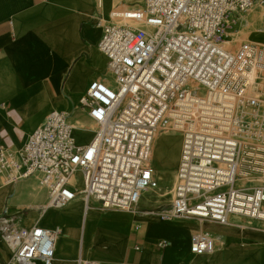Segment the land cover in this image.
Masks as SVG:
<instances>
[{
    "label": "built area",
    "instance_id": "built-area-1",
    "mask_svg": "<svg viewBox=\"0 0 264 264\" xmlns=\"http://www.w3.org/2000/svg\"><path fill=\"white\" fill-rule=\"evenodd\" d=\"M257 3L264 0H143L131 13L116 12L115 19L128 15L133 24L103 26L98 49L115 84L96 79L82 99L94 124L90 142L77 143L69 113L51 111L20 150L0 145V185L39 176L48 192L44 211L76 199L71 180L80 172L79 194L87 202L128 211L154 182L157 136L171 128L184 105L193 104L204 128L186 130L174 200L162 213L220 224L232 216L264 221V187L237 185L244 170L264 172V145L243 138L264 133V99L250 95L254 77L264 72V47H232L224 36L228 18ZM196 85L220 108L211 120L194 108ZM4 233L15 248L12 263L54 264L56 231L35 223L7 225ZM215 251L209 235L192 237L190 253ZM78 264L101 262L80 258Z\"/></svg>",
    "mask_w": 264,
    "mask_h": 264
},
{
    "label": "crops",
    "instance_id": "crops-1",
    "mask_svg": "<svg viewBox=\"0 0 264 264\" xmlns=\"http://www.w3.org/2000/svg\"><path fill=\"white\" fill-rule=\"evenodd\" d=\"M105 19L100 0H0V145L23 147L55 108L84 118L82 99L91 82L115 84L104 75L106 64L97 55ZM27 91L31 95L17 103ZM10 187L0 185L1 264H15L11 262L15 248L5 240V227L34 223L66 237L56 248L55 264H78L85 257L104 264L242 262V257L225 254L205 260H192L178 250L172 254L145 235L143 225L150 218L143 205L135 206L131 214L115 211L111 218L93 212L85 226L81 196L64 208L42 211L47 193L37 178L12 186L8 193ZM111 242L118 246L116 256H111Z\"/></svg>",
    "mask_w": 264,
    "mask_h": 264
},
{
    "label": "bare ground",
    "instance_id": "bare-ground-1",
    "mask_svg": "<svg viewBox=\"0 0 264 264\" xmlns=\"http://www.w3.org/2000/svg\"><path fill=\"white\" fill-rule=\"evenodd\" d=\"M100 3L105 8L106 18L112 17L115 19L116 12H114V9L119 5L127 6L130 3H134V0H100ZM125 14H129V13H125ZM229 18L230 19L227 20V22L228 24H230L229 26L232 29L241 26V28H238L240 32V34L238 35L239 37H232V35L231 36L226 35L227 36L226 39L228 40L227 42L230 46L235 47L234 44L238 43L241 40L264 47V11H260L257 8L252 9L250 15L243 18L240 21V23H238L239 25L234 24L233 16H230ZM121 20L125 22V25H130L129 21L131 22V20L128 19V15H124V17ZM241 44L237 45V47L240 46ZM97 55L101 63L106 64V58L103 54H101L99 49L97 50ZM107 73L108 72L106 70L105 74ZM257 78H259V76L256 75L254 77V80ZM256 81L257 80H255V82ZM108 83L111 84L110 82ZM256 86H254V88H256ZM194 90L195 93L198 95L197 96L198 99L194 101L195 102L194 105L196 104L198 106L194 108H196V110L201 109L202 112L204 113V116L207 117L206 120H211L213 115L218 113L220 109L219 106L206 100V96H204L205 93L202 87L196 85L194 86ZM28 94L31 95L30 91L20 94L23 95V98L20 99V101H17V103H21L22 100L26 99ZM192 106L193 104L184 105L183 112L181 111V113H178V116L175 117L171 128L163 131L157 136V141L151 158V165L155 170L154 182L152 186L146 191V193L144 194V196L137 205H143L148 207L154 199H162L169 195L170 186L172 182L174 184V181H176V176H177L176 174L180 163L184 136L185 133L187 132L186 130L200 131L204 128L203 121L199 120V118L196 117V115L193 113L195 110L191 109ZM53 111H61V109L55 108L53 109ZM72 120L74 121V127H75L72 135L77 139V143L78 144L89 143L93 136L92 129H94V126L92 127L89 124V122H85V121L81 122L80 120L77 119L75 121L73 118ZM82 135L83 137H81ZM243 138L249 144H255L260 147L264 145V133H262L261 136H255L252 138H248L244 136ZM21 148L13 147V149L16 150H20ZM164 174H167L166 176L168 177L165 187L162 188L161 183L165 178ZM76 175L78 177L79 182L75 179ZM33 177L38 179L40 187L43 188L47 193V201L44 205L46 206L48 202V192L42 186L40 182V177L39 176H33ZM81 177H82L81 173L78 172L72 177L71 183L76 186L78 192L76 199L79 196H81L84 200L85 210H86L85 226L87 225V223L91 222V214L93 212L95 214H99L101 217H110V218L114 215L115 211L123 212L124 214H129V213L131 214L133 212V208L135 206L128 211H124V210L104 208L93 199L87 202L85 197L79 194V192L83 189V183ZM28 179L24 180L22 183L26 182ZM249 184H252V186H249ZM5 185H11V187L8 190V193H10L12 192V186L14 185L16 186L18 184H5ZM237 185L241 188L264 187V172L252 173L250 171L244 170L242 172V178H239ZM172 190H174V186L171 187V194H172ZM174 195L175 194H173V197ZM73 201H70L61 208L68 206ZM93 203L97 204V206L99 207L92 208ZM61 208H48V209H44V211L49 209H61ZM147 214L150 218V222L145 223L143 225L145 230V235L149 239L153 241H157L156 243H158V245L161 241H166L168 243L166 247L169 248L168 251L171 252L172 254H174L175 250H178L192 260L195 259L205 260L212 255L217 256L224 254L223 249H219V252L215 251L211 254H204V255H194L190 253V244L192 237L201 234L207 236L209 235L211 238L215 240V242L216 241L218 242L219 239V242H221L222 246L224 247H226L228 244H234V245L237 244V246L238 244L239 245L242 244L245 249L242 258L240 255H233L241 258L242 260V262L236 264H264V227L263 226L259 227L258 225L254 226L253 224H252L253 226H251V223L249 225L243 224L239 219V218H247V217L232 216L227 224H220L211 220H203L192 217H187L185 219L166 217L164 216L163 213L147 212ZM42 218L43 219L46 218L45 213L43 214ZM247 219H251V218H247ZM37 224L40 225L39 223ZM65 239H66L65 236L63 237H59L58 235L56 236L55 261H56V257L58 256V251L56 250V248L59 245L60 241L61 240L65 241ZM217 242H216V249H217ZM108 244L112 254L111 256H116L118 246L112 242ZM88 258L89 257H85L83 259L91 260ZM100 262L101 264H104L102 261Z\"/></svg>",
    "mask_w": 264,
    "mask_h": 264
},
{
    "label": "rangeland",
    "instance_id": "rangeland-1",
    "mask_svg": "<svg viewBox=\"0 0 264 264\" xmlns=\"http://www.w3.org/2000/svg\"><path fill=\"white\" fill-rule=\"evenodd\" d=\"M140 2H143V0H134V3H130L128 4L127 6H122V5H119L117 6L115 9H114V12H132L133 10L139 8V7H135L137 3H140ZM254 8H257L258 10L260 11H264V5H261V4H257L255 7H253L252 9ZM252 9L248 10L247 12H244V13H240V14H237V15H234L233 18V22L234 24L236 25H239L238 23H240V21L245 18L246 16L250 15V13L252 12ZM230 18H228L229 20ZM104 24H118V25H125V22L122 21L121 19H114L112 17H109V18H106L104 20ZM129 24H133L132 22L129 21ZM136 26H139L138 24H135ZM230 24H228V22H226V26L224 28V36L227 38V36H231L232 37H239L238 35L240 34L239 32V29L238 28H241L238 27V28H231L229 26ZM227 35V36H226ZM245 39V38H244ZM246 41H239L238 43L234 44V46H237L241 43H245ZM257 45V44H256ZM106 75V74H104ZM257 85V86H256ZM254 86H256V88H252L250 90V95L251 96H255V97H261L264 99V72H261L259 74V78L257 79V81L255 82ZM264 108V107H262ZM71 118L72 115H70ZM75 121L76 119L73 118ZM77 120H80L81 122L82 121H85V122H89V124L93 127V123L86 117L84 116V118H77ZM83 137V135L81 136ZM176 174V173H175ZM167 174H164V180L162 181L161 183V187L164 188L165 185H166V182H167V177L166 176ZM177 175V174H176ZM176 184H177V176H176V181H174V184L172 182L171 186H170V192H169V195L162 198V199H154L152 201V203L145 208L144 211L146 212H152V213H162L163 210H167L169 205L173 202L174 200V197H173V194H175V188H176ZM174 186V190H172V194H171V187ZM249 186H252V184H249ZM239 218V217H238ZM179 219H185V218H179ZM240 221L243 223V224H247L249 225L251 223V226H255V225H258L259 227L263 226L264 227V222L262 221H258V220H253V219H247V218H239ZM253 224V225H252ZM263 229V228H261ZM201 233V232H199ZM217 242V241H216ZM218 242H219V239H218ZM217 242V249L216 251L219 252V249H223L224 251V254L226 255H240L241 257L243 256V253L245 251L244 249V246L241 244L237 246V244H228L226 247L222 246L221 242L218 243ZM181 253V252H180ZM223 253V252H222ZM92 260V259H91Z\"/></svg>",
    "mask_w": 264,
    "mask_h": 264
}]
</instances>
